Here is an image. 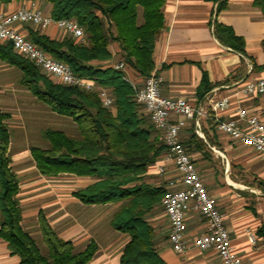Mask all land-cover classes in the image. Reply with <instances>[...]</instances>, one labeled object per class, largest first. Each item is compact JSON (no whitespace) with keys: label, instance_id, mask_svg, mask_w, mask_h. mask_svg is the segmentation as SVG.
I'll return each instance as SVG.
<instances>
[{"label":"crops","instance_id":"crops-1","mask_svg":"<svg viewBox=\"0 0 264 264\" xmlns=\"http://www.w3.org/2000/svg\"><path fill=\"white\" fill-rule=\"evenodd\" d=\"M44 4L48 5L50 13L51 4L39 0L0 1V13H10L20 6H35L41 10ZM216 7L214 0H165L162 8L165 26L155 43L153 71L163 77L161 92L164 96L183 97L206 108L208 116L202 118V135L198 134L205 146L195 149L192 145L190 155L207 191L225 214V224L242 264H264V236L259 233L264 227V157L213 129L210 122L213 111L208 104L209 97L231 94L230 109L221 113L224 118L234 117L240 104L264 119V94L244 96L239 91L248 80L264 77L263 72L252 71L251 60L264 64V17L254 0H228L219 14ZM215 21L232 27L244 38L247 56L219 41L213 32ZM28 25H19V29L27 34ZM37 29L56 39L68 35L55 24ZM110 49L114 55L111 62L94 63L114 65L119 62L118 43L113 42ZM241 67L244 70L240 73ZM126 72L132 80L141 83L142 77L134 69L128 67ZM205 73L213 86L200 98L198 89ZM22 74L19 67L0 58V113L5 115L3 122L10 132L8 152L10 166L19 183L17 198L23 229L33 236L30 229L36 223L41 235L39 213L42 211L57 234L72 241L77 250L84 249L91 241L97 242L98 250L88 264H120L129 236L111 225L119 204H85L73 195L98 178L71 173L48 176L38 169L31 148H48L50 143L44 138V131H65V118H71L55 112L21 85ZM76 133L78 135V131ZM166 167L167 174H159L155 165L151 166L142 181L162 185L166 177L175 174L172 163L167 162ZM65 189L70 190L68 196ZM147 219L154 228L157 251L166 264H222L214 249L201 250L193 246L183 253L176 252L169 241V220L161 204L149 212ZM185 224L190 239L206 230L204 219L193 209L187 212ZM248 232L255 233L256 243L249 240ZM19 263L20 256L11 252L0 235V264Z\"/></svg>","mask_w":264,"mask_h":264},{"label":"trees","instance_id":"trees-1","mask_svg":"<svg viewBox=\"0 0 264 264\" xmlns=\"http://www.w3.org/2000/svg\"><path fill=\"white\" fill-rule=\"evenodd\" d=\"M0 1L10 3L14 0ZM39 1L51 4L50 14L54 20H75L83 28L84 37L76 39L66 35L56 39L32 25L26 26L27 37L55 59L69 65L75 74L95 77L100 86L109 89L114 103L105 106L96 89L86 90L53 81L33 61L19 54L11 42H0V58L23 72L21 85L55 112L71 118L78 131V135H70L62 130H45L44 138L50 146L31 148L36 165L48 176L71 173L98 178L73 195L85 204H119L111 225L129 236L120 264H166L157 251L154 228L147 219L149 212L161 204L166 188L142 181L150 167L163 156L166 147L144 105L136 101L135 90L125 79L124 71L114 65L94 63L111 62L114 55L110 46L116 42L120 48L119 61L141 77L149 76L155 69V43L165 26L162 10L165 0ZM214 1L216 14L228 3V0ZM254 5L264 17V0H254ZM213 32L222 44L248 55L244 38L232 27L215 21ZM251 60L252 71L264 73V64ZM243 70L241 67L240 73ZM212 86L205 73L198 96L203 98ZM4 118L0 113L1 237L7 241L11 252L20 256L19 264H88L98 250L97 242L91 241L84 249L77 250L72 241L57 234L42 211L39 227L47 253H43L35 238L23 229L17 198L19 183L10 166V132ZM210 122L216 130L214 120ZM183 143L189 153L193 147L203 149L205 146L192 124L184 130ZM259 233L264 236V227Z\"/></svg>","mask_w":264,"mask_h":264},{"label":"built area","instance_id":"built-area-1","mask_svg":"<svg viewBox=\"0 0 264 264\" xmlns=\"http://www.w3.org/2000/svg\"><path fill=\"white\" fill-rule=\"evenodd\" d=\"M22 24L43 29L55 24L68 35L82 39L84 30L75 20H54L50 13H43L38 7L20 6L10 13H0V42H11L19 54L33 61L55 82L86 90L96 89L100 92L103 104L113 106L114 98L109 89L100 86L95 77L75 74L69 65L37 46L19 29ZM114 67L124 71L125 79L135 90L136 101L144 105L152 125L162 136L166 151L155 163L156 171L167 174V162L174 167L175 174L166 177L162 184L166 192L161 200V206L169 220V241L172 248L178 253L193 246L201 250L214 249L222 264H242L225 224V214L207 191L196 164L183 143L184 130L191 124L195 132L202 135V118L208 116L206 108L198 107L183 97L164 96L161 92L163 77L155 71L142 77L141 83H138L127 75V64L119 61ZM239 91L244 96L264 94V77L248 80ZM208 104L213 111L210 117L214 120L217 131L253 148L264 157V119L258 113L239 104L234 117L224 118L221 113L230 109L231 94L209 97ZM191 209L200 213L206 226L203 234L192 239L187 235L185 224L186 214ZM247 234L249 240L256 243L255 233Z\"/></svg>","mask_w":264,"mask_h":264},{"label":"rangeland","instance_id":"rangeland-1","mask_svg":"<svg viewBox=\"0 0 264 264\" xmlns=\"http://www.w3.org/2000/svg\"><path fill=\"white\" fill-rule=\"evenodd\" d=\"M49 7H48V5H46V4H44V5H42L41 6V11L43 12V13H48V9ZM64 36H66V35H64ZM63 38V37H62ZM64 129H65V131L67 132V133H69L70 135H76L77 133V128H76V125H74L73 123H72V121H71V119H66L65 118V127H64ZM69 189H65V196H68L69 195ZM107 210V209H106ZM96 212L97 213H100V210H96ZM35 222V221H34ZM32 232H33V238H35V240H36V242H37V244H38V246L40 247V249H41V251L43 252V253H47L48 252V249H47V247L45 246V244L43 243V241H42V239H41V235L40 234H38V230H37V226H36V223H35V226L34 227H32V229H30Z\"/></svg>","mask_w":264,"mask_h":264}]
</instances>
